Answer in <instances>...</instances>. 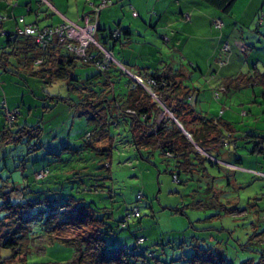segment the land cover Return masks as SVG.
I'll use <instances>...</instances> for the list:
<instances>
[{
	"label": "rangeland",
	"instance_id": "374dc122",
	"mask_svg": "<svg viewBox=\"0 0 264 264\" xmlns=\"http://www.w3.org/2000/svg\"><path fill=\"white\" fill-rule=\"evenodd\" d=\"M92 2L93 0L90 4ZM38 6L46 5L41 3ZM118 7L123 8L120 5ZM125 7L131 11L129 4ZM0 10V14L5 13L3 8ZM54 13L60 16V23L64 22L62 16L72 20L57 10ZM172 16L174 15L170 14L169 18ZM84 21L79 24H84ZM116 23L114 21L113 25ZM179 24L180 21L167 23L166 28L173 33L180 28ZM252 27L256 29L257 24ZM261 27L264 28V24L259 26ZM2 28L10 32L16 31V27ZM4 39L1 34L0 42ZM90 48H95L94 43L90 44L88 49ZM92 54L98 55L97 50L94 49ZM8 68L16 72L11 73L0 66V119L4 107L18 106L19 113L16 114L15 122L42 126V133L37 139L24 135L21 141L3 144L5 156H0V184L5 180L17 183L18 190L11 192L13 199H29L34 202L49 197L43 190L47 186L57 187L66 199L71 193L80 198L82 193L79 192V182L76 180L73 183L70 179L73 178L74 171L92 170L96 173L93 174L94 177H84L87 181L92 177V185H102L96 193L87 192L82 202L91 201L92 206L97 208L98 221L103 219L105 224L97 225L90 215H87L86 220H74L75 209L66 210L69 214H66L67 223L57 234L71 238V241H62L47 235V230L51 227L48 219L41 217L42 213H35L37 209L26 210L30 215L38 214L29 218L28 222V264H75L86 238L90 240L87 244L93 243V248L95 247L93 237L98 234L97 226L108 247H127L129 251L138 253L133 264H190L183 262L182 258L191 257L194 251L200 253L201 248L210 249L218 257L222 255L231 264H256L260 261L261 252L264 251L263 175L233 171L227 165L222 167L206 161L203 164L206 171L191 175L173 167L174 160L165 157L156 149H141L143 158L132 144L127 123L120 125L119 130L116 125L109 124L112 133L116 131L118 134L115 136L117 146L110 160V167H106L103 160L106 156L99 155L92 148L79 149L87 139V131L95 137L97 122L88 119L92 115L88 106L83 107L84 113L78 115L80 108L72 105L89 89L101 92L98 78L85 80L96 73L97 66L77 60L71 66V74L76 80L59 77L49 82L29 75L25 69L20 71L10 65ZM127 76L117 73L113 77L116 90L120 87L119 84L127 88ZM208 86L207 83V88L203 91L205 96L198 101L202 107L196 110L206 116H214L219 121L229 122L232 131H250L254 126V112L242 115V109L238 110L243 105L240 104L241 101L246 102L245 107L249 108L253 104L248 102L250 98L233 96L227 101L225 93L219 90V99H216ZM50 96L67 98L69 101L52 100ZM222 103L226 105L223 106ZM222 110H226L223 115ZM261 114H264V105ZM259 131L264 133V130ZM56 133L58 137L55 138ZM93 144L98 149L104 142L97 140ZM238 149L234 151L235 155L239 153ZM50 150L58 156L52 154L50 158ZM232 150L230 151L233 153ZM219 151L218 148L213 153ZM247 158V155L241 157L244 164L250 163ZM262 159L260 166H264V155ZM53 160L56 161L52 162ZM43 167L50 169V177L43 181L34 180V171ZM61 171H66L65 177L69 179L56 175V172ZM173 173H178L179 180L173 177ZM11 184L9 182L7 187ZM35 189L40 191L34 192ZM139 190L143 197L136 201ZM36 204L40 206V203ZM134 205L139 206L141 216L131 217L124 224L120 223L127 210ZM139 237L143 239L138 241Z\"/></svg>",
	"mask_w": 264,
	"mask_h": 264
},
{
	"label": "trees",
	"instance_id": "16d2710c",
	"mask_svg": "<svg viewBox=\"0 0 264 264\" xmlns=\"http://www.w3.org/2000/svg\"><path fill=\"white\" fill-rule=\"evenodd\" d=\"M101 1V0H100ZM96 2L91 4L92 9L89 14L84 15L88 18V21H95L92 19V15L96 12L95 7L100 3ZM105 6L99 10L96 18L97 28L95 30V39L100 44L99 46H94L95 48H90L89 52H93L94 49L97 50L98 55L92 54L93 58H85L77 55L74 52L68 50L62 44L63 41H68L64 39L61 41L59 38L53 36L48 37V39L43 37L44 41L38 42L36 38L37 32L44 33V29L51 28L60 25V21L54 24H48L44 26H37L34 24H25L23 27L16 26V31H7L0 28V32L4 34L5 42L0 44V66L5 68L9 72H16L10 70L8 66H12L17 69H25L29 75L41 78L44 82H49L55 78L65 77L68 80H76V78L71 74V66L74 65L77 60L83 63H94L96 66L97 60L102 58V48L112 52L115 59L123 66L109 62L105 69H99L97 66V71L95 74L90 75L85 80H90L95 78L99 81L100 93L89 89L86 93H83L77 102H73L72 105L77 106L78 115L84 113L83 107H89L91 116H88L90 121L97 122V131L95 137L93 133L87 131L85 133L86 141L79 147H87L95 149L99 155L106 156L104 160V166L110 167V160L112 159L113 152L117 146L115 141V136L118 134L112 133L109 124L116 125L119 130L118 120H128L129 131L131 133L132 144L138 153H141V149L146 150H158L165 157L172 158L174 160V166L187 174L193 175L194 172L206 171V166L203 165L204 161L211 164H220L226 166L228 164H236L235 161L227 162L223 160L219 153H213L216 148H221L223 146L224 130L218 127L219 120L213 118L212 116H206L198 112L194 105L197 97L198 88L189 86L186 82L189 76L184 74L179 68H174L172 72L169 71L170 67L167 69L155 71V70H144L138 73L133 72L130 67L119 60L113 53L112 48L105 45L98 38L99 23L98 18L100 12L105 7L111 6L115 3V0H106ZM207 5L214 7L220 14L230 13L235 5L236 0H202ZM38 4L44 3L48 8H50V1L37 0ZM14 4V2H13ZM129 7L134 9L133 4L128 3ZM52 8H50L51 10ZM53 10V9H52ZM51 10V11H52ZM54 11V10H53ZM38 12V10H37ZM40 12V11H39ZM56 12V11H54ZM151 15H157V11L151 10ZM61 15H63L61 13ZM187 13H184L183 18L189 20L190 16L186 17ZM7 16H1L0 19H5ZM23 16H20V20ZM220 21V25L215 23V20ZM212 24L217 28L219 32V37H221L220 51L223 57L218 61L219 65L227 64L231 55V42L227 37H223L222 28L224 26V21L221 16H214L212 18ZM258 24L261 25L264 21V12H260L258 15ZM32 26L35 30L34 33L20 34L17 29L24 30L25 26ZM115 30H118V34L114 35ZM264 30V29H263ZM129 31L127 28L115 27L107 31V36L111 40H118L120 38H125ZM264 32V31H263ZM264 35V33H263ZM227 43L229 45V51L223 50V45ZM101 48V49H100ZM183 67V66H182ZM117 71L120 75L126 74L127 79L125 82V87L121 84L116 90L117 86L115 81H113V73ZM127 69L133 75L141 80V82L136 81L132 76L125 71ZM21 71V70H20ZM112 73L113 75H111ZM18 74V71H17ZM20 74V72H19ZM117 76V75H116ZM207 81V79H206ZM89 82V81H87ZM90 83V82H89ZM228 89L226 84H220L213 87L214 98L219 99V90L225 92ZM154 94V95H153ZM52 100L54 99H65L57 96H50ZM82 107V109H81ZM91 109L93 111H91ZM19 113L18 106L14 107H4L3 115L0 119V156H5L3 152V144L6 143H16L21 141V137L28 135L30 139L39 138L42 133V126L28 125L27 123L17 124L15 122L16 114ZM89 113V112H88ZM248 110L243 109L242 115L247 114ZM97 116V117H96ZM96 117V118H94ZM119 118V119H118ZM98 120V121H97ZM227 125H230L227 123ZM184 131L181 130V128ZM226 131V130H225ZM228 137H232V133L227 130ZM188 133V134H187ZM187 134V135H186ZM225 136V134H224ZM58 137V133L55 134V138ZM92 138V139H91ZM97 140H102L104 145L100 148H94V142ZM232 142L233 146L230 147L234 151L236 148L244 149L248 152L259 151L261 145L264 142L263 135L249 134L245 143L248 145H243V141L240 145L237 144L236 140ZM50 143V142H49ZM230 144V145H232ZM201 147L204 153H201L198 147ZM51 149H54L51 148ZM50 158L52 154L58 156L56 153L49 151ZM144 158V157H143ZM147 159V158H146ZM56 160H53L54 162ZM221 161V163H220ZM227 167H229L227 165ZM66 171L56 172L57 176H65ZM73 178H70L73 183L77 180L79 182V192L82 193L80 198H76L74 193H71L69 198H64L63 194L57 187H43L44 192L48 193L49 197L40 199L37 202L33 200H14L11 192L17 191V183L13 181H2L0 184V264H28L27 255L30 252L28 245L29 233L27 229L29 228V218L32 216H37L38 214H33L26 212V210L31 208L32 210L37 209L35 213H42L41 217L47 218L51 223L50 230H47V235L58 238L62 241H71V238L66 236H61L58 233L67 223L66 210L75 209L76 213L73 216L74 220L77 221L86 220L87 215L92 216L96 220L97 225L105 224L102 219L101 222L98 221L96 217L97 208L92 206V202H82L84 200V195L92 191L96 193L100 190V183L92 185V177L87 181L84 176H93L92 170H85L84 172L74 171ZM257 175H262L256 172ZM50 169L47 167L40 168L34 171L33 178L37 181L46 180L50 177ZM100 177L99 175H96ZM264 176V175H263ZM173 177L179 180L178 173H173ZM51 179V178H50ZM66 179H69L67 177ZM96 181V179H95ZM93 181V182H95ZM9 182L12 184L7 187ZM91 184V185H90ZM40 190L35 189L34 192H39ZM142 191H138L136 194V201L142 199ZM36 203H40V206H36ZM41 207V208H40ZM137 209L138 214L134 215L133 210ZM264 209V208H263ZM43 210V211H42ZM71 212V211H70ZM73 212V210H72ZM40 215V214H39ZM141 211L138 205H134L131 209H128L124 216L121 218L120 223L124 224L131 217H140ZM72 217V216H70ZM97 236L93 237L95 242V247L93 243L87 244L90 241L86 238V242L83 243V248L78 249L79 256L76 258L75 264H133L136 259L135 256L138 253L134 251H129L127 247L110 246L108 247L104 238L101 235L98 226L96 227ZM27 232V233H26ZM143 237H139L137 240H142ZM82 243V242H81ZM91 250V252L89 250ZM201 252L194 251L191 257H183L182 260L189 262L190 264H231L227 262L222 255L220 257L217 254H213L210 249H200ZM37 264V263H30ZM256 264H264V251L261 252L260 261Z\"/></svg>",
	"mask_w": 264,
	"mask_h": 264
},
{
	"label": "crops",
	"instance_id": "0c3cea01",
	"mask_svg": "<svg viewBox=\"0 0 264 264\" xmlns=\"http://www.w3.org/2000/svg\"><path fill=\"white\" fill-rule=\"evenodd\" d=\"M3 1L0 0V8H3L5 13L0 15L7 17L0 19V28L13 29L16 26L23 27L25 24L44 26L60 21V16L52 12L51 7H39L37 0ZM49 1L55 10L78 21L77 23L87 20L88 18L84 15H88L92 9L90 4L92 0ZM98 1L93 0L94 3ZM115 2L117 3L105 7L100 12L98 38L112 48L119 60L134 68L133 72L138 73L148 69L159 71L168 67L172 72L171 69L174 71V68H179L189 76L186 80L189 86L198 88L195 109L202 107L198 101L200 97L205 96L203 91L207 88V83L211 89L217 85L226 84L228 89L224 93L227 101L233 96L250 98L248 102L253 104L246 108V102L241 101L240 104L243 105L238 110L246 109L248 112H254V126L250 131L245 130L239 133L232 131L231 125H227L229 122L219 121L218 127L224 130L225 136L223 134L221 138L224 143L218 153L223 160L236 162L237 165L228 167L233 171H244L253 175H257L256 172L264 173V166H260L264 155V142L261 149L255 152L239 148V153L235 155L234 150L230 148L234 140L240 145L241 141L247 140L249 134H255V132L257 133L255 135L264 134L259 133L261 132L259 130H264V114H261L264 105V28H259L260 25L257 23L259 13L264 12V0H261V3L260 0H236L232 11L227 14H220L217 9L202 0H115ZM128 2L134 6L131 11L125 7ZM119 5L123 8H119ZM151 10L157 11V15L153 17L150 14ZM29 13L31 15H28ZM184 13L189 14V20L183 18ZM170 14L174 16L169 18ZM20 16H23L22 20ZM214 16H221L223 19L222 35L231 42L230 61L222 66L218 62L223 57L220 51L221 37L211 21ZM165 17L168 19L165 20ZM41 21L44 22L40 23ZM114 21L117 22L115 26ZM175 21H180V28L178 27L179 29L172 33L167 30L166 24ZM255 23L257 27L252 29ZM115 27H125L129 33L127 32L125 38L113 41L106 34L109 29ZM3 37L6 36L3 34ZM4 40L0 44L4 43ZM261 41L263 43L258 47ZM111 72L114 74L110 73L113 77L118 73L114 69ZM222 105L226 104L222 103ZM225 113L226 110H222V115ZM117 122L119 125L127 123L129 127L128 120ZM229 129L232 137L227 136ZM245 144L248 145L244 142L243 145ZM243 155L248 156L247 161L250 163H243L241 160Z\"/></svg>",
	"mask_w": 264,
	"mask_h": 264
},
{
	"label": "built area",
	"instance_id": "2783aa9c",
	"mask_svg": "<svg viewBox=\"0 0 264 264\" xmlns=\"http://www.w3.org/2000/svg\"><path fill=\"white\" fill-rule=\"evenodd\" d=\"M43 1H46V0H43ZM106 3H107L106 0H101L100 3L95 7L94 10H96V12L94 13L93 18H92L95 21L92 22V21H88L87 19L85 20L84 24H79L77 22H74L62 16L64 18L63 23L55 27L44 29L45 30L44 33L37 32V34L35 35L36 36L35 39L38 42H41V41H44L43 37L44 38L46 37L48 39V37L53 36V35L54 37L59 38L61 41H63L64 39L65 40L68 39V41L67 40L63 41L62 44L64 45V47L68 48L69 51L74 52L77 55L85 57V58H93V55L91 54V52H89L88 47L90 46L91 43H94V46L100 47V44L98 43V41L95 39V36H94L95 30L97 28L95 17L97 16L102 6H105ZM50 6L53 10H55V8L51 4ZM186 17H188V14L186 15ZM215 23L217 25H220V21L218 19L215 20ZM34 30L35 29L30 25L25 26L24 30L17 29L18 33L27 34V35L34 33ZM118 33H119L118 30H115L114 35H117ZM223 50L229 51V45L227 43L223 45ZM101 51L103 55L102 58L95 61L99 69H105L106 65L109 62H113L119 65L120 67H123L115 59L111 51L106 50L105 48H102ZM125 71L128 72V74L132 76L136 81L141 82L139 78H137L127 69H125ZM197 147L200 150V147L199 146ZM226 165L233 167V165L231 164L226 163ZM258 173L264 175L263 172H258ZM133 214L137 215L138 210L134 209Z\"/></svg>",
	"mask_w": 264,
	"mask_h": 264
},
{
	"label": "clouds",
	"instance_id": "9594fccd",
	"mask_svg": "<svg viewBox=\"0 0 264 264\" xmlns=\"http://www.w3.org/2000/svg\"><path fill=\"white\" fill-rule=\"evenodd\" d=\"M200 150H202L203 151V149L200 147ZM220 163H221V161H220ZM228 164V163H227Z\"/></svg>",
	"mask_w": 264,
	"mask_h": 264
},
{
	"label": "water",
	"instance_id": "95a60500",
	"mask_svg": "<svg viewBox=\"0 0 264 264\" xmlns=\"http://www.w3.org/2000/svg\"><path fill=\"white\" fill-rule=\"evenodd\" d=\"M180 128H181V127H180ZM181 130H182V131H184V129H183V128H181ZM186 135H187V134H186Z\"/></svg>",
	"mask_w": 264,
	"mask_h": 264
}]
</instances>
